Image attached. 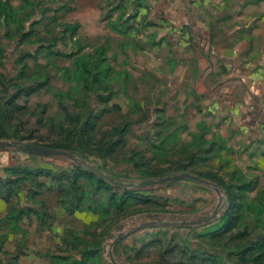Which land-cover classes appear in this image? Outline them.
I'll list each match as a JSON object with an SVG mask.
<instances>
[{
  "label": "rangeland",
  "instance_id": "1",
  "mask_svg": "<svg viewBox=\"0 0 264 264\" xmlns=\"http://www.w3.org/2000/svg\"><path fill=\"white\" fill-rule=\"evenodd\" d=\"M164 1L0 0V132L26 138L0 142L120 184L0 148V264H264L262 93L248 112L244 64L184 66Z\"/></svg>",
  "mask_w": 264,
  "mask_h": 264
},
{
  "label": "crops",
  "instance_id": "2",
  "mask_svg": "<svg viewBox=\"0 0 264 264\" xmlns=\"http://www.w3.org/2000/svg\"><path fill=\"white\" fill-rule=\"evenodd\" d=\"M170 1L165 0L161 8L168 9L169 20H173V28L166 37L160 36L158 40L166 39L165 41L171 43L174 39L181 42L187 52H192V54L186 52L182 56L184 66L195 65L197 61L196 65L201 67L211 59L215 60L218 67L244 64L247 78L243 82L253 93H247L246 96L249 97L244 106L248 112L250 109L254 110L256 101L252 95L260 92L264 107V0H172V3L167 4ZM227 3L230 4L228 10ZM208 7H213L212 14L206 10ZM196 8L201 13L198 16L195 15ZM209 15L214 19L206 17ZM206 20L211 24L213 22V30L208 27ZM211 76L207 75L204 79L210 81ZM217 83L216 85L220 87L216 91L221 99H225L234 91L232 83L227 80ZM236 83V89L239 90L236 92L242 93L240 90L245 89L244 84L240 81ZM228 98L231 104H234L232 97Z\"/></svg>",
  "mask_w": 264,
  "mask_h": 264
},
{
  "label": "water",
  "instance_id": "3",
  "mask_svg": "<svg viewBox=\"0 0 264 264\" xmlns=\"http://www.w3.org/2000/svg\"><path fill=\"white\" fill-rule=\"evenodd\" d=\"M0 148H16V149H22L25 152L32 153V154H38L42 156H62V157H67L69 159L75 160L80 166H83L87 168L90 172L95 173L99 177L109 180L110 182L116 184L114 181H112L110 178L106 177L103 175L99 170L93 168L92 166L80 162L74 155L62 151V150H56V149H51V148H46L42 146H37L31 143H25V142H20V141H6V142H0ZM182 178H195L199 180V178L193 177L190 174H180V175H175L167 178H162L157 181H148L143 184H140L139 186H136L137 188H143V187H153L156 185L160 184H165L170 181L174 180H179ZM120 185V184H116Z\"/></svg>",
  "mask_w": 264,
  "mask_h": 264
},
{
  "label": "trees",
  "instance_id": "4",
  "mask_svg": "<svg viewBox=\"0 0 264 264\" xmlns=\"http://www.w3.org/2000/svg\"><path fill=\"white\" fill-rule=\"evenodd\" d=\"M7 107H11L12 109V112H10V110H6V112H9L10 115H14V117H16V115L18 113H21L23 112L24 110H26V107L25 106H13V105H7ZM16 114V115H15ZM22 138L23 140L26 139L25 137H22L20 136L18 133H15V134H12V135H8L7 133H2L0 132V139H10V138ZM60 147L62 148H67V149H73V146L70 144V145H67V144H64V145H60Z\"/></svg>",
  "mask_w": 264,
  "mask_h": 264
}]
</instances>
